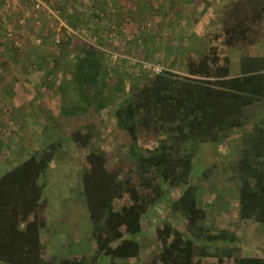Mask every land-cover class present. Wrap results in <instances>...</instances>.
Wrapping results in <instances>:
<instances>
[{
    "label": "trees",
    "instance_id": "obj_1",
    "mask_svg": "<svg viewBox=\"0 0 264 264\" xmlns=\"http://www.w3.org/2000/svg\"><path fill=\"white\" fill-rule=\"evenodd\" d=\"M105 4H99L102 12ZM82 9L74 8L67 19L71 28L80 25ZM82 29L92 37L91 29ZM62 31L65 38L59 42L66 49L52 70L63 74L57 83L69 106L66 115L94 118L112 111L117 127L127 132L134 167L124 175L121 166H109L101 150L86 153L82 194L94 248L89 255L78 249L58 254L60 223L51 218L46 191L50 167L66 147L63 137L43 123L36 149L0 175V264H264V256L244 254L232 225L205 223L209 211L200 201L199 185L216 176L232 180L238 219L264 224V115L250 120L248 114L264 101V54L247 53L264 39V0L225 3L202 52L184 56L183 73L166 63L159 73L135 74L122 69L137 64L127 59L113 69L101 43L79 38L66 27ZM238 50L242 53L234 69ZM16 54L9 45L2 61L9 63ZM235 132V159L217 156L195 173L204 145L221 143ZM69 134L81 148L94 138L89 125ZM43 138L47 142L41 145ZM171 191L170 214L182 218L181 226L164 220L154 227L160 248L143 256L144 220ZM126 198L128 203L117 204ZM64 237L72 247L73 240Z\"/></svg>",
    "mask_w": 264,
    "mask_h": 264
},
{
    "label": "rangeland",
    "instance_id": "obj_2",
    "mask_svg": "<svg viewBox=\"0 0 264 264\" xmlns=\"http://www.w3.org/2000/svg\"><path fill=\"white\" fill-rule=\"evenodd\" d=\"M226 1L230 0H46L47 7L37 11L32 0H0V165L10 167L19 156L33 152L41 138L43 123H48L54 136L58 134L65 140L66 151L58 153L52 163L46 191L51 218L60 223L61 229L54 252L64 254L69 249H78L89 255L94 248L91 221L82 194L81 175L86 153L101 150L107 155L109 166H121L124 175L134 167L127 132L117 127L112 111L94 118L89 113L79 117L66 115L69 106L63 101L57 83L63 74L61 70H52L55 60L62 57L66 49L59 42L65 38L63 27L79 38L101 43L113 69H117L121 59H127L137 62L133 68L126 69L122 65L127 72L140 74L145 62L160 61V65L168 63L170 69L183 73L184 56L188 51L202 52V45L214 32ZM100 2L106 3V12L99 9ZM74 8L82 12L79 13L80 25L73 29L67 19L75 13ZM82 25L92 30V37L83 34ZM9 45L17 49L18 54L15 60L5 63L1 57ZM241 53L240 50L233 53L234 69ZM247 53L264 54V39ZM50 114L57 120L52 117L49 120ZM248 114L250 120L264 115V101L249 109ZM84 125L94 131L87 148H81L69 134ZM238 138L235 132L221 143L204 145L195 173L217 156L235 159ZM44 140H40L41 145L47 142ZM232 182L221 176L208 182L199 181L200 201L209 211L205 223L232 225L241 235L245 255L264 256V224L238 219L237 186ZM173 196L174 191H171L145 218L144 232L140 236L143 256H150L160 248L154 227L164 220L181 226L182 218L170 214L169 202ZM128 201L126 198L117 204ZM64 235L73 240L72 247L68 246L70 241ZM43 239H47L45 234Z\"/></svg>",
    "mask_w": 264,
    "mask_h": 264
},
{
    "label": "built area",
    "instance_id": "obj_3",
    "mask_svg": "<svg viewBox=\"0 0 264 264\" xmlns=\"http://www.w3.org/2000/svg\"><path fill=\"white\" fill-rule=\"evenodd\" d=\"M33 6L35 10H44L47 7L46 0H32ZM143 70H151L154 72H161L164 67L160 65L159 63H153V62H145L143 64Z\"/></svg>",
    "mask_w": 264,
    "mask_h": 264
},
{
    "label": "crops",
    "instance_id": "obj_4",
    "mask_svg": "<svg viewBox=\"0 0 264 264\" xmlns=\"http://www.w3.org/2000/svg\"><path fill=\"white\" fill-rule=\"evenodd\" d=\"M225 3H227V1H226ZM225 3H223V5H224ZM223 5H222V7H223ZM205 6H206V5H205ZM0 142H1V141H0ZM1 151H2V149L0 148V164H1V162H2V159H1V153H2V152H1ZM18 158H19V157H18ZM16 160H17V159H16ZM11 166H12V165H11ZM11 166L9 167L8 164H6L5 167L1 168V165H0V168H1V169H0V175L3 174L4 172H6V170H8L9 168H11Z\"/></svg>",
    "mask_w": 264,
    "mask_h": 264
}]
</instances>
